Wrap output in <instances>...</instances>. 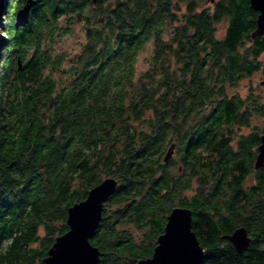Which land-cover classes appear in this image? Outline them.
Listing matches in <instances>:
<instances>
[{"label": "trees", "instance_id": "trees-1", "mask_svg": "<svg viewBox=\"0 0 264 264\" xmlns=\"http://www.w3.org/2000/svg\"><path fill=\"white\" fill-rule=\"evenodd\" d=\"M12 2L0 0L3 15ZM32 10L17 29L11 12L0 33V264H42L66 230V207L105 176L117 186L95 238L104 253L100 264L143 256L131 242L136 230L126 227L136 229L140 220L154 226L156 212L169 208L139 204L155 203L190 207L202 227L203 264H264L257 245L264 240L257 191L264 170L243 199L246 169L238 173L244 163L230 143L235 125L249 122L252 112L264 117L259 96L230 92L264 70V36H251L257 11L249 0H39ZM66 12L84 23L85 40L58 83L51 72L62 57L47 42L51 20ZM165 23L172 27L167 38ZM150 36L149 66L135 76L136 55ZM233 219L259 238L246 254L218 245V233Z\"/></svg>", "mask_w": 264, "mask_h": 264}, {"label": "water", "instance_id": "water-1", "mask_svg": "<svg viewBox=\"0 0 264 264\" xmlns=\"http://www.w3.org/2000/svg\"><path fill=\"white\" fill-rule=\"evenodd\" d=\"M39 0H25L14 12L13 26L15 29L27 24L31 8ZM97 0H91L95 3ZM250 8L257 11L255 27L251 36L264 34V0H249ZM20 68V59L17 58ZM174 151L171 143L163 156L167 161ZM264 166V134L260 135L258 152L255 156L254 167ZM117 179L105 176L91 185L80 200L66 207V230L55 236L42 258V264H99L103 254L98 246L91 243L95 229L102 217L104 203L114 192ZM182 215V225L179 232L172 233V218L177 213ZM192 211L183 206L173 207L166 216L164 231L157 236L152 255L138 259V264H203L204 251L191 228ZM227 238L235 241L237 251L242 252L249 244V237L243 226L236 227Z\"/></svg>", "mask_w": 264, "mask_h": 264}, {"label": "rangeland", "instance_id": "rangeland-1", "mask_svg": "<svg viewBox=\"0 0 264 264\" xmlns=\"http://www.w3.org/2000/svg\"><path fill=\"white\" fill-rule=\"evenodd\" d=\"M205 5H211L209 0H203ZM88 2V1H87ZM22 3L20 0H13L12 4L7 7L5 15L3 13L0 15V33L3 37L4 24L10 20L11 12H15L16 8ZM33 8V7H32ZM44 9V7H41ZM0 10H2L0 8ZM32 10V9H31ZM33 11V10H32ZM13 12V13H14ZM1 13V11H0ZM14 16V15H13ZM52 36L53 42H47L48 47L51 48L52 55H60L62 57L60 66L54 68L51 72L52 77L55 78L56 82L61 83L65 81V73L63 69H66L71 63L72 57L80 50L82 43L85 40L84 34V23L78 20L77 14L73 12H66L64 14H59L57 20H51ZM3 26V27H2ZM226 28V21H222L217 24L216 35L222 36ZM162 37L167 38L168 34L172 32V27L168 24L163 25ZM46 41V39H45ZM46 46V42L44 44ZM153 53V36H150L146 41L144 46L139 50L134 61V75L139 76L142 72L149 66L150 58ZM259 60L264 62V51L259 56ZM47 72V71H46ZM45 72V73H46ZM230 92L238 93L240 96L244 97L247 95L259 96V101L264 104V70L263 68L258 71L253 72V74L245 76L240 80L238 85ZM252 126H256V131L262 130V117L259 115H253L251 120ZM236 132H246L248 128H241L240 130L235 127ZM249 178H247V181ZM184 196L189 197L192 194V190L187 188L182 191ZM43 229L39 230V234L42 235ZM136 233H138L136 231Z\"/></svg>", "mask_w": 264, "mask_h": 264}, {"label": "flooded vegetation", "instance_id": "flooded-vegetation-1", "mask_svg": "<svg viewBox=\"0 0 264 264\" xmlns=\"http://www.w3.org/2000/svg\"><path fill=\"white\" fill-rule=\"evenodd\" d=\"M213 0H211V3ZM242 79V78H241ZM245 97V96H244ZM243 108H245L243 106ZM251 111V108H248ZM252 112V111H251ZM256 113L252 112L250 115V119L249 122H243L241 124L235 125L234 126V132L235 135L234 137L230 140V143L232 144V150L235 151L237 153L236 161H242L244 163V166L238 169V173H243V169L245 168L246 171L244 172V180H243V185H242V195L241 197L243 199L250 197L252 194H250L251 192L245 194V191H250L253 184H258V178H260L263 174L264 170V166L260 167V168H255L254 167V160H255V156L258 152V145L260 143V135L264 134V117L262 115H259L262 117V130L261 131H256V126H252L251 124V120L253 118V115H255ZM258 115V114H256ZM235 127H237L239 130L243 127V128H248V130L246 132H236ZM241 135H246L245 138H242ZM258 136V139L255 138V136ZM173 154V153H172ZM247 178H249V180L247 181ZM260 190V192L258 191ZM257 191H258V196L261 198L260 200L262 202H264V182L260 188V186L258 185L257 187ZM254 195H257V193H255ZM107 202V201H106ZM105 202V203H106ZM104 203V204H105ZM142 207L145 208H149L151 206H155L156 208H158L161 205L167 206L169 208L168 211H158L156 212V214H158L157 217L153 218V222L155 223L154 226H151V228L147 225L143 224V220H140V222H138L137 220V228L134 229L133 227H126V229L128 231H134L136 230L138 233L136 235V238L131 241L133 243H136V246L139 247V249L141 251H143L142 255H132V256H127V261L130 262V264H138V259L140 258H145L148 256L152 255L153 249L155 247V245L157 244V235L159 233H162L164 231V225H165V221H166V216L169 213V211L171 210V208L175 207V206H183V207H189L188 205L182 204V203H165V204H160V203H155V204H139ZM190 208V207H189ZM103 210V209H102ZM143 213H146L143 211ZM142 213V214H143ZM237 220V219H236ZM101 221V220H100ZM109 221H113V219H110ZM127 222H130V220H126ZM223 222V221H221ZM202 224V222L200 223ZM239 226H243L246 230V234L249 237V244L247 245V247L242 251V252H238L237 251V246H236V242L232 241L230 239L227 238V235L231 234L233 232V230L236 227ZM67 228V226H66ZM191 228L194 231L200 246L203 248L204 251V256H205V247L203 246V244L201 243V240L203 238V234H202V227L201 226H197L193 220V216H192V220H191ZM103 229L100 226V222L98 227L95 229V232L93 234V236H91L90 241L92 244L98 246V248H100V245L96 244L97 239H95L96 237L99 238L100 234L102 233ZM149 231H152L153 233L155 232L154 236H151V238L148 240L147 243H145L144 245L142 244V241H140V238H142V236L145 233H148ZM156 236V237H155ZM257 235L256 232L254 230H251L248 226L242 224L241 222H237L233 219L231 225L227 228V229H223L221 230L220 233H218L217 238L219 239L218 241V245L219 246H227V247H231L233 249V251L235 253H245L246 251H248L251 247V245H254V241L258 240L256 239ZM262 239V238H261ZM139 242V243H138ZM264 240H262V243H258V247H263L264 249ZM101 244V243H100ZM230 248V249H231ZM100 250V249H99ZM101 251V250H100ZM102 252V251H101ZM104 254V253H103ZM102 255H100V260L102 258ZM100 264V262H99Z\"/></svg>", "mask_w": 264, "mask_h": 264}, {"label": "snow or ice", "instance_id": "snow-or-ice-1", "mask_svg": "<svg viewBox=\"0 0 264 264\" xmlns=\"http://www.w3.org/2000/svg\"><path fill=\"white\" fill-rule=\"evenodd\" d=\"M182 225V215L177 212L172 218V233L179 232V229Z\"/></svg>", "mask_w": 264, "mask_h": 264}, {"label": "clouds", "instance_id": "clouds-1", "mask_svg": "<svg viewBox=\"0 0 264 264\" xmlns=\"http://www.w3.org/2000/svg\"><path fill=\"white\" fill-rule=\"evenodd\" d=\"M209 1L211 2V0H209ZM90 2H91V0H90ZM212 2H214V0H213ZM91 3H92V2H91ZM31 9H32V8H31ZM2 13H3V12H2ZM2 13H1V14H2ZM260 36H264V34H263V35H260ZM103 206H104V205H103Z\"/></svg>", "mask_w": 264, "mask_h": 264}, {"label": "bare ground", "instance_id": "bare-ground-1", "mask_svg": "<svg viewBox=\"0 0 264 264\" xmlns=\"http://www.w3.org/2000/svg\"><path fill=\"white\" fill-rule=\"evenodd\" d=\"M172 209V208H171Z\"/></svg>", "mask_w": 264, "mask_h": 264}]
</instances>
